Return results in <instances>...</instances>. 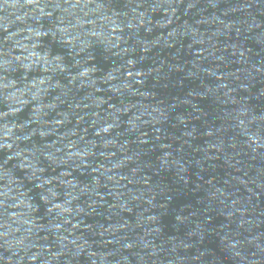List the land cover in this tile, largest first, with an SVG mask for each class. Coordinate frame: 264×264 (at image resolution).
<instances>
[{
  "label": "water",
  "instance_id": "obj_1",
  "mask_svg": "<svg viewBox=\"0 0 264 264\" xmlns=\"http://www.w3.org/2000/svg\"><path fill=\"white\" fill-rule=\"evenodd\" d=\"M0 264H264V0H0Z\"/></svg>",
  "mask_w": 264,
  "mask_h": 264
}]
</instances>
